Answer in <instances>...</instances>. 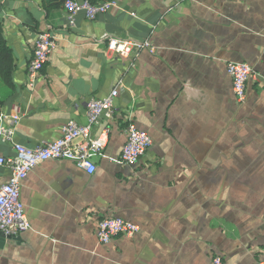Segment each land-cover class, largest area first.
<instances>
[{
  "label": "crops",
  "instance_id": "1",
  "mask_svg": "<svg viewBox=\"0 0 264 264\" xmlns=\"http://www.w3.org/2000/svg\"><path fill=\"white\" fill-rule=\"evenodd\" d=\"M0 0L14 57L13 87L0 77V106L17 103L14 141L60 135L85 105L120 85L108 143L89 174L68 160L39 163L20 189L30 229L5 239L0 264H256L264 251V0H114L93 20L69 25L62 4ZM56 46L31 89L26 67L40 31ZM148 40L120 57L108 37ZM258 73L238 104L226 71ZM127 116L151 144L138 162L119 161ZM100 125L95 127L99 130ZM0 141V155H13ZM9 170L0 165V184ZM115 215L140 226L107 244L96 221Z\"/></svg>",
  "mask_w": 264,
  "mask_h": 264
},
{
  "label": "built area",
  "instance_id": "2",
  "mask_svg": "<svg viewBox=\"0 0 264 264\" xmlns=\"http://www.w3.org/2000/svg\"><path fill=\"white\" fill-rule=\"evenodd\" d=\"M114 0L92 3L89 0H64L62 8L67 14L69 25L74 24L76 15L83 12L88 20L105 13ZM56 46V38L49 31L36 34L30 58L26 67V85L33 88L40 77V72ZM150 47L148 40L138 41L108 37L107 49L120 57H128L134 49ZM226 71L231 81L234 99L238 104L244 103L247 84L250 79L259 77L253 67L245 62L228 61ZM120 85L115 86L102 97H93L85 105V123L67 120L60 128L59 137L43 141L34 146H27L14 141L16 125L21 116L17 103L9 111L0 106V141L12 144L13 155H0V165L9 170L7 181L0 184V233L17 237L30 229V223L20 197V189L30 171L36 165L48 160H68L77 167L91 174L96 170L93 157L102 153L108 143L109 123L114 121L117 111L114 101L119 94ZM124 144L121 147L119 161L127 166L135 165L151 144L148 134L136 127L131 116H127ZM100 125L99 130L95 127ZM140 231V226L130 220L115 215H104L96 221L95 235L102 244H107L117 236H132ZM210 264H224L218 253H212ZM256 264H264V251Z\"/></svg>",
  "mask_w": 264,
  "mask_h": 264
},
{
  "label": "trees",
  "instance_id": "3",
  "mask_svg": "<svg viewBox=\"0 0 264 264\" xmlns=\"http://www.w3.org/2000/svg\"><path fill=\"white\" fill-rule=\"evenodd\" d=\"M64 0H44V10L49 12L53 8H56L62 4ZM92 3H99L103 1L111 0H89ZM13 71H14V57L11 48L7 45L2 25L0 24V77L3 82L10 88L13 85Z\"/></svg>",
  "mask_w": 264,
  "mask_h": 264
},
{
  "label": "water",
  "instance_id": "4",
  "mask_svg": "<svg viewBox=\"0 0 264 264\" xmlns=\"http://www.w3.org/2000/svg\"><path fill=\"white\" fill-rule=\"evenodd\" d=\"M13 238L12 236H5L2 233H0V246L4 243L5 239Z\"/></svg>",
  "mask_w": 264,
  "mask_h": 264
}]
</instances>
